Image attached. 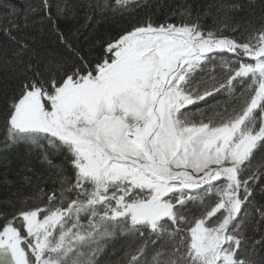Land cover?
<instances>
[{"label":"snow or ice","instance_id":"snow-or-ice-1","mask_svg":"<svg viewBox=\"0 0 264 264\" xmlns=\"http://www.w3.org/2000/svg\"><path fill=\"white\" fill-rule=\"evenodd\" d=\"M257 6L0 0L22 75L0 106L4 147L25 149L0 264H109L119 241L115 264H264V15L236 20Z\"/></svg>","mask_w":264,"mask_h":264},{"label":"trees","instance_id":"trees-1","mask_svg":"<svg viewBox=\"0 0 264 264\" xmlns=\"http://www.w3.org/2000/svg\"><path fill=\"white\" fill-rule=\"evenodd\" d=\"M4 3L16 7L21 12L23 11L24 5L27 3H37L38 0H3ZM57 0H53V12H55V4ZM76 3H82L83 0H73ZM160 3L166 5V7L160 9H154L156 16L163 17V15L170 11V8L167 7L169 5H176L178 3H187L192 6L193 13L197 11H207L210 5L219 4L224 2V0H159ZM261 0H257V7L248 12H241L237 15V22L244 23L246 20H252L253 23L259 21L261 15H264V9H262L260 5ZM215 12V9H212ZM5 10L0 8V22H4ZM145 15V10L143 8L138 9L136 11H130L124 13L123 16L120 14L112 15L111 12L106 13L103 21L100 23L98 28H94L90 34L88 35V39H82L81 43L85 45L91 44L92 37L97 32H111V34H115L120 30L121 26H127V21L131 19V17H142ZM244 19L241 20L240 18ZM97 18L99 19V14H97ZM206 23H211V16L205 18ZM71 24H75V21H71L70 23H66L65 21H60L61 28L67 30ZM45 42L51 44V38L45 37ZM54 46V45H52ZM91 50L93 53L94 49L85 48V53ZM12 46L7 38L0 33V106L3 105L5 100V94L10 95L14 90H16L22 80V75L15 63L14 60L11 63H5V54L9 60L12 57ZM4 138L5 131L3 127L2 119H0V200H3L5 197L9 196L15 189L20 185V181L22 178V174L19 173V164L21 158L25 157V149L22 146L17 147H4ZM7 179L10 183H5L4 180ZM124 254L123 249V241L116 242L114 248L109 250V256L107 261L109 264H115L116 261ZM257 261L261 258H264V250H258L257 255L255 257Z\"/></svg>","mask_w":264,"mask_h":264}]
</instances>
